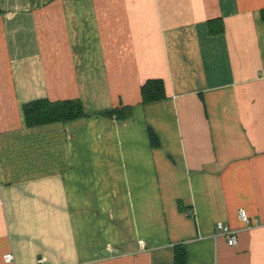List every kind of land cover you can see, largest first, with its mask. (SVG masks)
I'll use <instances>...</instances> for the list:
<instances>
[{"label": "crops", "instance_id": "0c3cea01", "mask_svg": "<svg viewBox=\"0 0 264 264\" xmlns=\"http://www.w3.org/2000/svg\"><path fill=\"white\" fill-rule=\"evenodd\" d=\"M262 11L0 0V264H176L180 247L181 264H264ZM149 80L165 96L143 104ZM39 100L84 116L26 127Z\"/></svg>", "mask_w": 264, "mask_h": 264}, {"label": "trees", "instance_id": "16d2710c", "mask_svg": "<svg viewBox=\"0 0 264 264\" xmlns=\"http://www.w3.org/2000/svg\"><path fill=\"white\" fill-rule=\"evenodd\" d=\"M264 21V11L261 13ZM164 84L160 80H149L141 87L142 103H151L164 98ZM130 107L114 109L104 115L118 119L130 116ZM23 120L26 127H35L50 123L67 122L80 119L84 116L79 101H63L51 103L47 100L34 101L22 107ZM153 135H150L151 138ZM183 249L178 248L175 253V263L181 264L184 259Z\"/></svg>", "mask_w": 264, "mask_h": 264}, {"label": "built area", "instance_id": "2783aa9c", "mask_svg": "<svg viewBox=\"0 0 264 264\" xmlns=\"http://www.w3.org/2000/svg\"><path fill=\"white\" fill-rule=\"evenodd\" d=\"M237 217L240 222L247 226H250V224L254 223V221L250 220V218L247 216L245 210H239ZM216 230L223 238H225L229 247H235L237 245V231H234L230 227L224 226L221 223L216 224ZM3 260L6 263H12L14 257L11 253H8L3 256ZM37 264H43V261L39 259Z\"/></svg>", "mask_w": 264, "mask_h": 264}]
</instances>
